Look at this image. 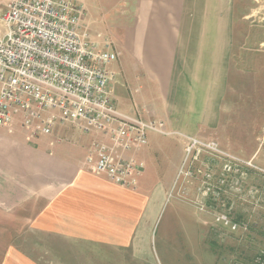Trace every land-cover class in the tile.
<instances>
[{
	"label": "crops",
	"instance_id": "1",
	"mask_svg": "<svg viewBox=\"0 0 264 264\" xmlns=\"http://www.w3.org/2000/svg\"><path fill=\"white\" fill-rule=\"evenodd\" d=\"M7 2L0 0V18ZM241 3L101 0L96 8L118 53L110 65L114 104L124 117L162 125L148 133L147 146L129 153L143 164L138 185L118 186L87 167L94 143L105 140L100 134L69 123L30 139L17 118L0 127V218H35L29 226L47 235L50 250L87 246L135 255L142 243L148 247L167 197L182 183L189 138L261 146L264 32L237 29Z\"/></svg>",
	"mask_w": 264,
	"mask_h": 264
},
{
	"label": "built area",
	"instance_id": "2",
	"mask_svg": "<svg viewBox=\"0 0 264 264\" xmlns=\"http://www.w3.org/2000/svg\"><path fill=\"white\" fill-rule=\"evenodd\" d=\"M81 10L73 0H8L0 22V127L13 126L17 118L29 138L51 135L59 124H73L105 140L94 143L86 165L114 184L136 188L143 164L129 156L149 143L148 133L162 132L155 122L122 116L109 86L110 65L118 59L112 43L102 46L81 33ZM247 162L221 150L215 141L189 138L186 158L201 155ZM183 176V177H184ZM233 231L238 226L220 215Z\"/></svg>",
	"mask_w": 264,
	"mask_h": 264
},
{
	"label": "rangeland",
	"instance_id": "3",
	"mask_svg": "<svg viewBox=\"0 0 264 264\" xmlns=\"http://www.w3.org/2000/svg\"><path fill=\"white\" fill-rule=\"evenodd\" d=\"M73 2L82 13L81 33L101 46L114 45L109 25L96 8L101 0ZM239 2L243 21L237 29L256 36L264 32V0ZM93 23L98 30L92 29ZM255 43L256 37L248 45ZM255 121L260 120L249 123ZM256 140L261 146H219L249 164L232 161L230 172L228 159L206 154L192 162L190 157L187 165L192 168L184 169L187 175L167 197L151 242L148 247L142 243L135 255L131 249L87 246L50 250L47 235L29 226L35 218H0V264H264V127ZM225 214L237 230L218 220Z\"/></svg>",
	"mask_w": 264,
	"mask_h": 264
}]
</instances>
